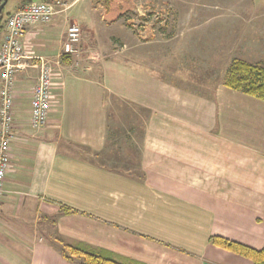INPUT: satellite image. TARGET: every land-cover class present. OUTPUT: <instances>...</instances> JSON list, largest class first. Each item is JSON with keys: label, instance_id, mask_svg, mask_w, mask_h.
<instances>
[{"label": "crops", "instance_id": "1", "mask_svg": "<svg viewBox=\"0 0 264 264\" xmlns=\"http://www.w3.org/2000/svg\"><path fill=\"white\" fill-rule=\"evenodd\" d=\"M70 6L50 22L29 27L23 39L26 54L54 58L52 101L48 124L33 128L31 95L39 71L31 66L17 71L11 164L0 210V264H69L71 257L60 252V235L92 245L97 234L107 243L96 246L148 264H165L172 256L165 248L172 240L156 226L159 220L134 223L127 230L131 236L124 231L125 216L139 215L133 191L138 182L95 161L107 144V93L149 110L142 167L145 183L152 186L149 197L160 201L146 215L171 221L173 211H183L164 202L171 198L184 202L188 219L187 206L197 208L189 209L191 231L197 234L181 246L197 247L198 235L205 249L192 258L181 252L175 260L253 264L209 245L208 238L219 234L264 246V100L225 86L218 70L206 72L204 79L195 70L172 66L187 63L191 70L203 54L193 49L194 39L188 40L201 39L193 26L188 31L180 26L174 35L169 26L148 28V50L133 43L131 54L122 49L102 59L99 77L62 58L58 62ZM143 33L131 31L134 40ZM175 184L183 186L178 193L170 190ZM61 205L78 212L63 214ZM94 216L106 219L98 222ZM102 221L115 227L108 230ZM51 230L55 242L46 236ZM109 231L120 234L109 239Z\"/></svg>", "mask_w": 264, "mask_h": 264}, {"label": "rangeland", "instance_id": "2", "mask_svg": "<svg viewBox=\"0 0 264 264\" xmlns=\"http://www.w3.org/2000/svg\"><path fill=\"white\" fill-rule=\"evenodd\" d=\"M22 1L9 0L6 10L11 13L16 11L17 6ZM60 1L66 5L73 4L72 7L70 6L72 16L67 21V27L71 24H77L81 27V41L76 47V52L70 55L71 62L69 64H72L75 69H80L81 73L84 74L99 77L101 69L98 66L101 64V60L114 56L122 49L131 54L133 43L137 48L148 50L149 45L147 42L150 36L146 33V30L155 26L159 28H168L169 26L173 35L180 30V26L181 29L185 28L186 31L190 30L192 26L193 29L197 27L193 31H198V34H201V39L196 40L195 36H189L188 40L190 38L194 39L190 41L195 43L192 46L193 49H197L203 54L199 58L196 56V64H192L194 67L191 70L190 64L187 63H183V65L176 63L172 66L177 69L183 68L184 71L193 72L195 70L198 77L206 79V74L215 69L219 71V74L224 73L222 79L225 80L228 69L235 59L264 66V0ZM66 5L59 7L61 11L67 9ZM132 30L145 32L143 36L139 37L140 42L134 40L131 34ZM3 36L4 32L0 34V43ZM176 42L178 47L180 40H176ZM62 56H60V59ZM211 61H214V63L212 64ZM226 63L229 64L226 68H223ZM201 72L204 73L203 76ZM184 75L187 76V74ZM184 84L196 85L188 82ZM207 90L210 91L211 88H207ZM106 108L108 113L107 144L95 161L112 171L124 173L138 182V185L133 186V191L138 194L135 203H138L139 215L125 216V220H129H126L122 227L131 236L127 230L133 229L134 223L140 222V224L147 225V223H152L153 219L155 221L159 220L155 222L156 226L163 231H168L165 235H169L170 240H172L170 245L165 247L172 254L165 264H183L179 258L175 260L174 255H179L182 252V254L188 253L192 258V256L199 255L197 251L205 249L206 242L201 243L198 235V238L195 239L199 241L197 247L187 248L181 246L186 243L189 237L197 234V232L191 231L194 227L190 224L192 212L189 210H197V208L187 206L190 215L188 219L187 213L184 211L186 208L184 202L178 198H171L163 201L169 202L174 210L176 208L183 210L182 212L173 211L172 214L174 215L171 217V221L168 222L164 218H161L160 221L161 216L157 219L153 215H146L149 207L160 201L149 197L150 192H153L150 189L152 186L145 183V172L142 167V149L145 141V123L148 112L114 97H109V95L106 99ZM178 187L183 186L171 185L170 190L178 193L181 191ZM94 217L98 222L106 219ZM167 219L170 218L167 216ZM106 224L108 230L115 227L111 221ZM48 232L46 234L47 238L55 242V232L52 230ZM181 233H183V236ZM116 234H120V232L109 231L107 237L115 239ZM99 237L95 234L96 239L93 243H107L105 239ZM59 242L62 255H64V252L69 253L70 251L67 248L64 249L65 243H76V241L74 242L61 235L59 236ZM95 244L92 245L96 246ZM209 245L212 246V244ZM192 248H195V250ZM69 264H83V258L79 256L71 257Z\"/></svg>", "mask_w": 264, "mask_h": 264}, {"label": "built area", "instance_id": "3", "mask_svg": "<svg viewBox=\"0 0 264 264\" xmlns=\"http://www.w3.org/2000/svg\"><path fill=\"white\" fill-rule=\"evenodd\" d=\"M61 6L63 3L60 0H32L25 3L8 17L6 31L0 43V210L11 164L17 71L29 66L39 71L31 95L30 125L33 128L41 129L48 124L52 101L54 58L42 54H26L23 39L29 27L50 22L61 11ZM81 32V27L77 24L67 27L60 45L58 62L61 55L76 52L81 41Z\"/></svg>", "mask_w": 264, "mask_h": 264}, {"label": "trees", "instance_id": "4", "mask_svg": "<svg viewBox=\"0 0 264 264\" xmlns=\"http://www.w3.org/2000/svg\"><path fill=\"white\" fill-rule=\"evenodd\" d=\"M3 0H0V4ZM9 1V0H8ZM7 1V3H8ZM31 0H23L16 9L21 8L25 3ZM48 1V0H44ZM0 11V34L6 28L8 17L13 13L6 10V5ZM62 61L71 62L70 55H63ZM223 84L229 88L242 91L246 94L255 96L264 100V66L250 63L241 59H235L228 69L227 76ZM109 97H114L124 103L132 104L138 109L149 112L145 107L135 105L117 95L107 93ZM149 114V113H148ZM61 213L70 214L78 212V209L61 205ZM209 243L247 257L253 261V264H264V246L257 248L239 240L231 239L224 235L212 234L208 238ZM64 252L67 257L79 256L83 258V264H148L146 262L134 259L129 256L119 254L111 249L93 246L84 242L75 244L65 243ZM64 250V251H65Z\"/></svg>", "mask_w": 264, "mask_h": 264}, {"label": "water", "instance_id": "5", "mask_svg": "<svg viewBox=\"0 0 264 264\" xmlns=\"http://www.w3.org/2000/svg\"><path fill=\"white\" fill-rule=\"evenodd\" d=\"M8 0H3L2 3L0 4V11L2 10V8L5 6V4L7 3Z\"/></svg>", "mask_w": 264, "mask_h": 264}]
</instances>
